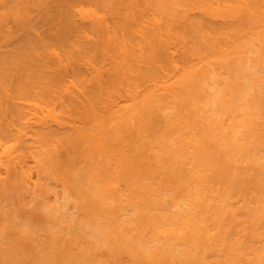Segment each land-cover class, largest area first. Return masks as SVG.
I'll return each instance as SVG.
<instances>
[{"label": "bare ground", "instance_id": "bare-ground-1", "mask_svg": "<svg viewBox=\"0 0 264 264\" xmlns=\"http://www.w3.org/2000/svg\"><path fill=\"white\" fill-rule=\"evenodd\" d=\"M115 1L0 0V258L264 264V0ZM50 2L73 27L2 82Z\"/></svg>", "mask_w": 264, "mask_h": 264}, {"label": "rangeland", "instance_id": "rangeland-1", "mask_svg": "<svg viewBox=\"0 0 264 264\" xmlns=\"http://www.w3.org/2000/svg\"><path fill=\"white\" fill-rule=\"evenodd\" d=\"M89 1V0H88ZM107 2H108V4L109 3H111V2H109V0H106ZM115 1V0H114ZM119 1V0H118ZM118 1H117V3H118ZM126 1V0H125ZM124 1V2H125ZM140 1V0H139ZM142 1H144L145 3H147V2H149L150 3V1L151 0H142ZM44 2H45V0H44ZM48 2V1H47ZM121 0L119 1V3H118V5L119 6H122L123 4H124V2H121ZM152 2V1H151ZM112 3H116V1L115 2H113L112 1ZM123 3V4H122ZM45 4V3H44ZM106 4V3H105ZM104 3H102L101 2V5H103V8H106V6L108 5V4H106L105 5ZM120 4H122V5H120ZM111 5H114L115 6V4H111ZM110 5V7H109V5L107 6V8L109 7V9L111 10L112 8L111 7H113V6H111ZM117 4H116V6H118ZM105 6V7H104ZM123 7H124V5L122 6V8L121 9H123ZM46 8V9H45ZM106 8V9H107ZM114 8V11L118 8V10H117V12H112V13H114V14H116L117 13V15H119L118 14V12H119V8L120 7H113ZM116 8V9H115ZM105 9V10H106ZM40 10L42 11V13L40 14V16H39V18H38V23H40V26H41V38L40 39H37V38H35L34 39V41H33V39H32V41L31 40H25L24 39V37H23V32H19L18 33V35L15 37V38H18V39H20V41H22L23 39H24V41H22V42H20L19 41V43L17 44V45H15V43L13 44V46H15V47H13L12 45V47H6L7 49H9V54H10V57H12V55H13V57L15 58V60H16V62H15V60L14 59H12V61H13V63L11 64L13 67H12V73H13V75H17L16 73H19L21 70H22V68H25L24 70H27L28 71V69L30 68L29 66H31V65H38V63L36 64V62H38V59H39V54H41L40 52H43L44 51V47L45 46H47V45H60L62 42H63V40H62V38H64L65 37V34L66 35H68V33H67V31L68 30H70V27H73V23H71L70 21H68V22H66L65 21V18H64V15H63V8L62 7H58L57 5H56V3H51L50 2V4H47V5H45V7L42 9V7L40 8ZM108 10V9H107ZM110 12V11H109ZM123 13V11H121V14ZM120 14V15H121ZM113 15V14H112ZM111 14L109 15V16H112ZM115 16V15H114ZM117 17V16H116ZM116 17H114V18H116ZM118 18H121V16L120 17H118ZM115 20V19H114ZM117 21L116 22H118V21H120L121 19H116ZM121 22V21H120ZM120 22H118V23H120ZM117 23V24H118ZM72 30V29H71ZM72 34V33H71ZM23 37V39L21 40V38ZM18 39H16V41L18 40ZM87 46H86V52H87V54H91V52L92 51H90V49H91V44H86ZM89 47V48H88ZM6 48H4V50L6 51ZM88 48V49H87ZM43 50V51H42ZM89 52V53H88ZM95 53L93 52V55H94ZM7 55H8V53H7ZM6 54L4 55V56H7ZM92 55V54H91ZM91 55H89V56H91ZM92 55V56H93ZM8 57H9V55H8ZM9 57V58H10ZM93 57H95V56H93ZM4 60H6L5 59V57L3 58ZM8 61H9V59H8ZM7 60H6V62L7 63H10V62H8ZM33 65V66H34ZM8 66V65H7ZM6 66V67H7ZM34 66V67H35ZM9 67V66H8ZM7 67V68H8ZM22 67V68H21ZM26 67H29L28 69H26ZM18 68H21V70L20 69H18ZM33 68V67H32ZM31 68V70H33ZM8 69H10V67L8 68ZM20 70V71H19ZM10 71V70H9ZM18 71V72H17ZM27 71H22L23 73H26ZM6 72H7V70H6ZM21 72V73H22ZM9 73V72H8ZM10 74H11V72H10ZM20 74H18V76H19ZM21 75H23V74H21ZM20 75V76H21ZM15 76H9V75H7V76H3L2 77V82H4V83H6V84H14V83H16L18 80H19V78H18V76H16V78H15ZM18 79V80H17ZM77 148V147H76ZM75 147H73L72 145H69V146H65L64 148H62L61 149V153H62V164L63 165H70V164H72L73 163V161L74 160H79L78 158H80V157H78L79 156V153H78V148L76 149ZM80 150V149H79ZM76 151H77V153H76ZM80 151H82V150H80ZM78 154V155H77ZM81 154H82V152H81ZM68 183H70V182H68ZM66 188H67V191L68 192H70V193H72V194H74V186L70 183L68 186H66ZM10 192V191H9ZM11 193H13L12 191H11ZM11 193H6L4 196H6L5 198H8V201L10 200V198L11 197H13V199L15 200V198H14V196H15V192L13 193L14 194V196H13V194H11ZM4 196H3V198H4ZM17 196V195H16ZM15 196V197H16ZM12 200V199H11ZM10 200V201H11ZM39 199H37L36 200V202L38 201ZM85 200H83V202H84ZM38 202H40V200L38 201ZM37 202V204H39V205H41V202L40 203H38ZM79 202H82V201H79ZM4 204H5V201L3 202ZM8 203V202H7ZM11 203V202H10ZM9 204V203H8ZM36 204V208L35 207H33L32 208V210H31V212L28 214V217H27V219H26V222H28L31 226H33V225H38L39 223H43L42 221H45V220H43V219H45L46 217V215L47 214H45L44 215V213H42L43 211L42 210H40L41 208L40 207H42V206H38ZM84 205V207H85V204L86 203H83ZM88 204V203H87ZM35 205V204H34ZM80 206H81V204H80ZM89 206V205H88ZM84 207H80L82 210H83V208ZM90 207V206H89ZM40 208V209H39ZM92 208V207H91ZM34 209V210H33ZM85 209V208H84ZM86 210H90V209H87V207H86ZM91 210H93V208L91 209ZM87 212V211H86ZM90 212V211H89ZM89 212H87V213H89ZM93 212V211H92ZM25 219V218H24ZM21 222V224H25V227L27 226V224L26 223H24L25 221H20ZM40 225V224H39ZM29 228V227H28ZM33 228H36V227H33ZM33 252V251H32ZM35 252V251H34ZM29 253H31V252H29ZM28 255V256H27ZM26 256L29 258L30 256L31 257H33L34 256V253H32V255H30L29 256V254H27ZM26 257V260L25 261H27V263H21V264H32V262H28V258ZM30 259V258H29ZM5 260V259H4ZM32 261H33V258L31 259ZM4 261H3V258H0V264H4L3 263ZM7 263V262H6Z\"/></svg>", "mask_w": 264, "mask_h": 264}]
</instances>
